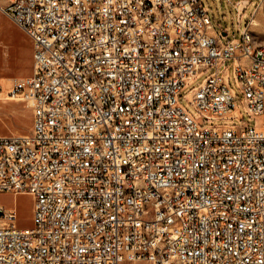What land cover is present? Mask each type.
Segmentation results:
<instances>
[{
	"label": "built area",
	"instance_id": "obj_1",
	"mask_svg": "<svg viewBox=\"0 0 264 264\" xmlns=\"http://www.w3.org/2000/svg\"><path fill=\"white\" fill-rule=\"evenodd\" d=\"M261 4L227 41L202 0L0 6L34 47L10 92L32 129L0 134V193L32 194L33 226L0 203V264H264ZM209 69L184 94L197 118L180 96ZM240 93L253 125L206 123L243 120Z\"/></svg>",
	"mask_w": 264,
	"mask_h": 264
},
{
	"label": "rangeland",
	"instance_id": "obj_2",
	"mask_svg": "<svg viewBox=\"0 0 264 264\" xmlns=\"http://www.w3.org/2000/svg\"><path fill=\"white\" fill-rule=\"evenodd\" d=\"M207 7L215 28L219 31L225 41L229 38L243 36V31L247 25L254 8L259 0H250V4L242 15L236 7V0L232 2L228 0H202ZM9 0H0V6H4ZM262 14L258 15L260 25L251 27L255 36L256 43L264 45V4L261 6ZM224 32H228L224 35ZM33 49L32 39L27 33L18 26L8 15L0 9V134L13 135L24 134L29 132L33 126L34 110L32 105L28 104V100L24 95H17L15 98H8L6 90L10 85L14 86L17 78L30 75L32 73L33 61H31V51ZM233 59H228L222 69L230 68L232 72ZM213 69L207 70L203 76L197 78L192 85L181 93V101L189 109L192 114L199 118L201 114L194 106L184 98L193 86L202 82L205 76L210 74ZM231 86L237 87L235 80L231 79ZM242 94L240 93L236 102L244 113V119H219L208 120L206 123L215 124H235L249 123L253 125L255 120L244 112L242 104ZM0 203L7 208H16L17 220L19 226H33L34 215V197L29 193H0ZM122 264H151L146 259H138L134 261H125Z\"/></svg>",
	"mask_w": 264,
	"mask_h": 264
},
{
	"label": "bare ground",
	"instance_id": "obj_3",
	"mask_svg": "<svg viewBox=\"0 0 264 264\" xmlns=\"http://www.w3.org/2000/svg\"><path fill=\"white\" fill-rule=\"evenodd\" d=\"M263 4H261L258 8H257V10H256V12H255V14H254V16H253V18H252V22H251V27L253 26V25H256V26H258V25H260V20H259V18H258V15H260V14H262L263 12L261 11V6H262ZM28 76V75H27ZM25 77V76H24ZM12 90H13V86L12 85H10V88L8 89V90H6V95H7V97L8 98H15L17 95H12V93H10V92H12ZM27 100H28V104H30V105H32V99L31 98H28V97H25ZM237 111H235V112H233L232 114H235ZM30 194V193H29Z\"/></svg>",
	"mask_w": 264,
	"mask_h": 264
},
{
	"label": "crops",
	"instance_id": "obj_4",
	"mask_svg": "<svg viewBox=\"0 0 264 264\" xmlns=\"http://www.w3.org/2000/svg\"><path fill=\"white\" fill-rule=\"evenodd\" d=\"M32 49V48H31ZM34 47H33V49H32V51H31V61H33L34 60ZM33 63V62H32ZM32 67H33V65H32ZM24 77V76H23ZM21 78V77H20ZM24 194H26V193H24Z\"/></svg>",
	"mask_w": 264,
	"mask_h": 264
},
{
	"label": "water",
	"instance_id": "obj_5",
	"mask_svg": "<svg viewBox=\"0 0 264 264\" xmlns=\"http://www.w3.org/2000/svg\"><path fill=\"white\" fill-rule=\"evenodd\" d=\"M223 34H224V35H227V32H224Z\"/></svg>",
	"mask_w": 264,
	"mask_h": 264
}]
</instances>
